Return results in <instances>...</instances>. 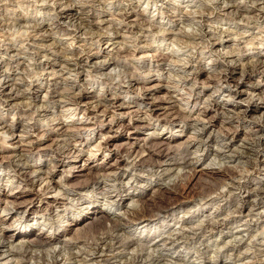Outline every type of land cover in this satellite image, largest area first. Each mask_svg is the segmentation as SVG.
Wrapping results in <instances>:
<instances>
[{
  "label": "clouds",
  "instance_id": "9594fccd",
  "mask_svg": "<svg viewBox=\"0 0 264 264\" xmlns=\"http://www.w3.org/2000/svg\"><path fill=\"white\" fill-rule=\"evenodd\" d=\"M0 264H264V0H0Z\"/></svg>",
  "mask_w": 264,
  "mask_h": 264
},
{
  "label": "rangeland",
  "instance_id": "374dc122",
  "mask_svg": "<svg viewBox=\"0 0 264 264\" xmlns=\"http://www.w3.org/2000/svg\"><path fill=\"white\" fill-rule=\"evenodd\" d=\"M193 187H195V182H193Z\"/></svg>",
  "mask_w": 264,
  "mask_h": 264
}]
</instances>
